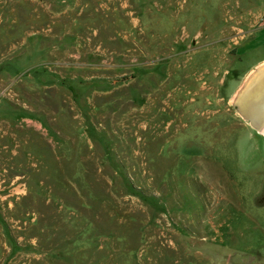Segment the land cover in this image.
Returning <instances> with one entry per match:
<instances>
[{"label": "rangeland", "instance_id": "rangeland-1", "mask_svg": "<svg viewBox=\"0 0 264 264\" xmlns=\"http://www.w3.org/2000/svg\"><path fill=\"white\" fill-rule=\"evenodd\" d=\"M263 61L264 0H0V264H264Z\"/></svg>", "mask_w": 264, "mask_h": 264}, {"label": "crops", "instance_id": "crops-1", "mask_svg": "<svg viewBox=\"0 0 264 264\" xmlns=\"http://www.w3.org/2000/svg\"><path fill=\"white\" fill-rule=\"evenodd\" d=\"M262 64H264V61L261 62L259 65H256L255 68L251 69L250 75L253 72L258 71V68ZM263 71L264 69L261 72L259 71L256 78L251 82L249 89L251 90L250 93H252V96L248 98L251 100H248V99L245 100L246 98L241 100L242 104L240 107V111L244 117V120L249 125L251 135H263L264 136V80H261V78L264 76ZM243 111L247 113L246 115L247 117L245 116ZM254 201H257V199H254Z\"/></svg>", "mask_w": 264, "mask_h": 264}, {"label": "bare ground", "instance_id": "bare-ground-1", "mask_svg": "<svg viewBox=\"0 0 264 264\" xmlns=\"http://www.w3.org/2000/svg\"><path fill=\"white\" fill-rule=\"evenodd\" d=\"M264 69V64H262L259 68H258V71H255L254 72V75H253V78L254 77H256L257 75H258V72L260 71H262ZM263 73H264V71H263ZM261 80H264V76L261 78ZM249 82H250V80H248V82H247V84H249ZM255 98V97H254ZM257 99V98H256ZM247 103V102H246ZM257 104H258V102H257ZM256 112V111H255ZM258 112V111H257ZM261 112V111H260ZM262 114V113H261ZM2 142V141H1Z\"/></svg>", "mask_w": 264, "mask_h": 264}, {"label": "water", "instance_id": "water-1", "mask_svg": "<svg viewBox=\"0 0 264 264\" xmlns=\"http://www.w3.org/2000/svg\"><path fill=\"white\" fill-rule=\"evenodd\" d=\"M255 260H256V258L254 256L249 257L248 258V264H252Z\"/></svg>", "mask_w": 264, "mask_h": 264}]
</instances>
